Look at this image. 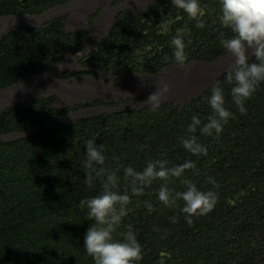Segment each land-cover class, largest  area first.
<instances>
[{"label": "trees", "instance_id": "trees-1", "mask_svg": "<svg viewBox=\"0 0 264 264\" xmlns=\"http://www.w3.org/2000/svg\"><path fill=\"white\" fill-rule=\"evenodd\" d=\"M67 1L0 0V15L39 14ZM198 2L203 28L171 0L152 2L142 14L120 12L80 64L96 71H158L176 63L171 40L178 28L187 30L183 37L187 62L217 60L226 54L221 39L232 33L218 19L219 0ZM64 22L65 16H56L38 26H17L0 37V88L23 75L41 74L64 53L82 49L88 31H67ZM227 70L182 106L162 103L155 111L147 106L102 112L0 140V264H93L83 247L92 221L80 201L98 195L101 185L98 179L92 185L85 183L82 162L88 140L103 146V167L116 171L121 193L128 186L123 168L142 171L148 161L163 159L168 167L195 163L183 177L170 179L168 186L174 192L185 190L180 180L189 179L199 190L218 195L214 210L194 217L192 225L181 212L182 201L174 208L158 201L162 181L132 196L120 231L132 225L143 251L139 264H159L162 256L165 264L264 263V82L245 101L246 114H241L230 96ZM81 72L96 76L93 70H68L58 76ZM214 85L223 88L225 107L233 116L219 138L195 133L207 155L194 156L182 147L180 138L187 135L193 115L206 122ZM55 100L51 95L3 108L0 135L65 115L70 108L54 107ZM145 201L152 204L151 210ZM171 217L177 222L172 223Z\"/></svg>", "mask_w": 264, "mask_h": 264}, {"label": "clouds", "instance_id": "clouds-1", "mask_svg": "<svg viewBox=\"0 0 264 264\" xmlns=\"http://www.w3.org/2000/svg\"><path fill=\"white\" fill-rule=\"evenodd\" d=\"M69 1L71 0H68L67 2ZM171 4L174 7L183 10V12L187 15V17L190 20L196 21V25H195L196 27L198 28L204 27V22L201 19V17L203 16V9L201 8V5L198 2V0H171ZM57 5H61V4H57ZM219 5H220V9H219L218 19L220 21V24L223 28L228 29L232 33L230 38L221 39L220 41L221 45L223 46L228 57L231 60L230 67L226 71L225 78L227 83L232 85L230 89V96L232 102L237 106L241 114H246V109L244 107L245 101L251 98V96L256 92L261 82H264V0H219ZM142 13H134V14H142ZM2 15H19V14H2ZM21 15H38V14H21ZM59 16H65V15H59ZM114 20L112 21V23L114 22ZM23 25H28V24H23ZM38 25H30V26H38ZM17 26H14L12 28H15ZM64 28L65 30H67L65 27V22H64ZM9 30H7L6 32H8ZM78 30H87V29H78ZM67 31H76V30H67ZM87 31L89 33V30ZM186 32L187 30L185 28H178L176 30L177 34L171 40V45L173 46V57L176 62L172 64H177L181 68H184L187 62V54L185 52L186 45L183 39ZM84 42L81 50H83ZM97 44L93 48H95ZM80 51L73 53H78ZM88 52H86L84 55H86ZM73 53L66 52L63 54L62 58L66 54H73ZM84 55H81L80 58ZM80 58H79V63H80ZM61 59L56 64H58L61 61ZM169 65L170 64L162 67L160 70L155 72H133V73H148V74L156 73ZM80 66L81 68L72 69V70H77V71L93 70L95 71L96 76L98 72H106V71H96L91 67H83L81 64ZM64 71H68V70H64ZM79 74H88V73L81 72L74 76H77ZM23 76H27V75H23ZM7 87L8 86L3 88H7ZM168 91H169V85L165 83L161 85V87L158 89L157 92H155L154 94L148 97L146 101L148 102V106H150L151 110L155 111L160 106L161 98ZM25 101L26 100L13 105H7L1 107L0 110L9 106H14L23 103ZM55 102L53 104L54 107H56ZM208 104L210 106L211 112L207 116L206 122L202 124L200 117L198 115H193L191 117V122L187 127V135L180 138V144L182 145V147L187 152H189L194 156L207 155V148L199 142V137L195 135V133L199 130V133L202 136L219 138L220 134L223 131L224 126L233 116V114L225 107L224 90L220 86L214 85L211 88V94L208 97ZM64 107L70 108L71 110V107L68 106H64ZM57 108L63 109L59 107ZM126 109H136V108H126ZM70 110L68 112H70ZM118 110H123V109H118ZM67 113L60 117L58 116L54 118H48L44 120L41 124L29 125L22 132L16 131L12 133L1 134L0 136L12 134L14 136H10V138H7V139H12L18 136L28 135L34 132L35 130L49 128L58 122L69 123V122H74L82 117L95 115V114L84 115L79 118H76L73 121H60L62 117L67 115ZM47 120H54V121L49 126L39 127L43 125ZM30 128L32 130H30ZM0 140H4V139L0 138ZM143 147L144 146L142 145L141 148ZM85 149H86L85 158L82 162V167L85 170L84 171L85 183L88 185H92L94 180L98 179L101 185V191L98 195L80 201V207L87 209V220L92 221V223L90 224V226L88 227L85 233L83 247L86 251V254L92 258L93 264H139V261L142 260L143 258L142 246L137 240L136 233L133 231L132 225L130 224L126 225V230L124 231H120V229L123 218L128 214L127 206L131 203V197L132 196L138 197L142 195L144 189L150 186L154 181L163 182L158 189L157 198L158 201L161 202L164 206L169 208H174L178 206L177 201L183 202L181 212L184 214L185 221L188 225L193 224L194 217L204 216L210 213L211 211H213L217 204L218 195L216 192L212 190H208V191L199 190L195 185V183H193L189 179L180 180L181 184L184 185L185 188V190L183 191L174 192L171 188H169L168 184L170 179L172 178L179 179L183 177L186 170L195 168V163L193 161H186L181 165L168 167L167 166L168 162L166 160L155 159L148 161L146 167H144L142 171H136L131 166L125 167L123 168V173H124L123 179L127 182L128 186L124 190V192L121 193L117 191L118 181L120 178L117 176L116 171L110 172L107 168L103 167L105 165L103 146L102 145L97 146L93 140H88L86 141ZM113 159L119 160L120 158L114 157ZM117 171H119V169H117ZM208 182L218 187L214 179L209 178ZM144 205L149 210L152 209V204L149 203L148 201H145ZM170 219L172 223L177 222L176 217H171ZM159 264H165V256L161 257Z\"/></svg>", "mask_w": 264, "mask_h": 264}, {"label": "rangeland", "instance_id": "rangeland-1", "mask_svg": "<svg viewBox=\"0 0 264 264\" xmlns=\"http://www.w3.org/2000/svg\"><path fill=\"white\" fill-rule=\"evenodd\" d=\"M155 1L159 0H71L38 15L0 16V36L14 26L38 25L59 15H65L67 30H89L80 52L64 55L58 64L43 74L23 76L15 84L0 89V108L53 95L56 97V107H71L60 121H73L84 115L148 106V97L165 83L169 85V91L161 98V103L182 106L219 73L229 69L231 60L227 53L216 61L193 60L186 63L184 68L170 64L150 74L110 70L98 72L97 76H58L61 71L81 68L80 56L100 41L119 12L142 13L149 3ZM54 120H47L39 127L49 126ZM10 136L14 135L7 134L0 138Z\"/></svg>", "mask_w": 264, "mask_h": 264}]
</instances>
